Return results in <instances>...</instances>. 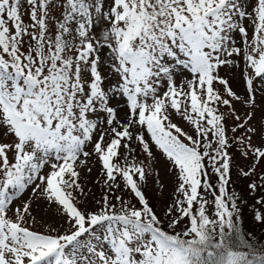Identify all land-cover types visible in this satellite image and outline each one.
I'll return each instance as SVG.
<instances>
[{
    "label": "snow or ice",
    "instance_id": "obj_1",
    "mask_svg": "<svg viewBox=\"0 0 264 264\" xmlns=\"http://www.w3.org/2000/svg\"><path fill=\"white\" fill-rule=\"evenodd\" d=\"M262 165L264 0H0V264H264Z\"/></svg>",
    "mask_w": 264,
    "mask_h": 264
},
{
    "label": "rangeland",
    "instance_id": "obj_2",
    "mask_svg": "<svg viewBox=\"0 0 264 264\" xmlns=\"http://www.w3.org/2000/svg\"><path fill=\"white\" fill-rule=\"evenodd\" d=\"M233 88L235 91H237L238 94H242L243 93V89L241 86H239L237 83H233ZM259 99V98H258ZM237 108L239 111H244L243 108H241L239 105H237ZM259 116V113L257 114ZM121 116H123V113H121ZM174 122H176L177 124H179V126H181L182 128H184L185 131H189L191 133V129L190 127L186 124V122L182 121L179 117H173ZM231 122V121H229ZM232 123V122H231ZM254 143H259V140L257 138H254ZM124 150L121 149V152H123ZM241 160V159H240ZM248 161L245 160H241L240 163L244 164L247 163ZM88 166L92 168V172L88 173L86 169H82L81 170V175L82 178H86V179H82V183H85L86 185V191L88 189H90L91 191L89 192L88 197L86 198L85 202L81 205V207H88L91 208L93 206V198H99L101 195V188L102 185L96 183L97 178L99 177L100 173H99V164L95 163V157H92L89 161H88ZM264 166V165H262ZM156 167L159 169L160 171V176H161V180L162 182L165 184V190L163 195L161 196V194L159 193V189L158 186H156L153 183V180L150 178L149 179V183L148 186L145 188V193L148 196V198L150 199V201L152 202L153 206L157 209V211L159 212L160 207L168 201L169 199V194L172 191L173 188V182H172V177L169 176L166 173L165 170V165L163 163V161L161 160L160 163H158L156 165ZM241 191L246 194L247 192L245 191V184H243ZM259 193H257L258 195ZM27 193H25L24 195V199L27 198ZM125 196L127 198V194L125 193ZM17 203H19V201H17ZM253 200L251 198L248 199V204H252ZM33 210H34V214H36L38 216V219H43L46 220L48 222H53V217L51 215V213L47 212V211H36V206L33 205ZM247 210H249L247 208ZM250 212V211H249ZM39 227V225L37 226Z\"/></svg>",
    "mask_w": 264,
    "mask_h": 264
},
{
    "label": "trees",
    "instance_id": "obj_3",
    "mask_svg": "<svg viewBox=\"0 0 264 264\" xmlns=\"http://www.w3.org/2000/svg\"><path fill=\"white\" fill-rule=\"evenodd\" d=\"M229 123L231 124V122H229ZM240 162H241V160L239 159L238 154H237L236 163H238L240 165H245V164H249L250 163V161H248L247 163H244V164H242ZM232 178H233V181H234L233 187L236 188L238 191H240L245 197H247V195L244 194L241 191V188H242L243 184L246 185L248 181L243 180V179L237 180L236 169L235 168H233ZM244 211H245V218H244V226H245V228L248 229V230L254 231L255 234H257V235H260L261 233H264V224L255 223L252 220L251 214H250L249 210H247V207H245ZM261 238H264V236H262Z\"/></svg>",
    "mask_w": 264,
    "mask_h": 264
}]
</instances>
